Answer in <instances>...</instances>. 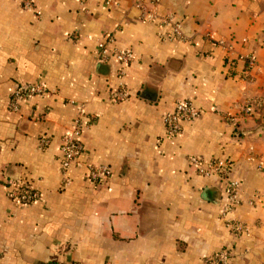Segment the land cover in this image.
I'll return each mask as SVG.
<instances>
[{
  "label": "crops",
  "instance_id": "crops-1",
  "mask_svg": "<svg viewBox=\"0 0 264 264\" xmlns=\"http://www.w3.org/2000/svg\"><path fill=\"white\" fill-rule=\"evenodd\" d=\"M36 2L41 17L0 0V264H264V0H160L158 13L183 26L184 40L173 42L140 18L136 0ZM110 37L109 50L134 53L124 76L116 60L98 58ZM22 83L49 91L10 112ZM122 85L131 98L113 102ZM183 100L199 117L169 139L163 116ZM256 100L262 107L243 116ZM72 101L93 122L63 186ZM192 157L231 163L242 203L230 218L246 234L222 219L227 177L201 176ZM100 166L111 177L89 179ZM9 179L31 183L40 200H13Z\"/></svg>",
  "mask_w": 264,
  "mask_h": 264
},
{
  "label": "built area",
  "instance_id": "built-area-1",
  "mask_svg": "<svg viewBox=\"0 0 264 264\" xmlns=\"http://www.w3.org/2000/svg\"><path fill=\"white\" fill-rule=\"evenodd\" d=\"M160 0H151L146 2L145 0H136L135 7L140 10V18L147 22H159L161 25L160 38L164 41H176L184 40L183 26L181 22L177 21L172 15H160L158 13V6ZM21 8L25 10L34 11L36 16L41 17L42 12L38 8L36 0H18ZM214 39L213 36H209ZM114 42L113 38L100 41L98 44V58L101 63H108L111 60H116L119 64L117 74L124 76L125 68L131 64L134 60V53L131 50H109V45ZM218 45L228 49L224 41H218ZM239 60L244 61L248 68L256 66V62L251 56H241ZM248 74L246 80L251 81L252 76ZM48 88L43 84L37 83H22L17 85L15 91L10 96L7 109L10 112H18L23 102L30 98L43 96L48 93ZM110 99L113 102H125L131 98L130 91L123 85L116 90L109 92ZM76 105V113L73 118L72 130L66 134L62 139L61 146V161L60 170L63 178V186L70 184L71 176L70 170L74 163H77L84 152L83 136L86 131L92 125L93 119L87 113V108L84 103L71 102ZM262 107L260 101H250L242 109L243 116L255 115V111ZM199 110L190 100H183L176 103L174 109L171 112L166 113L163 116V125L165 128V135L167 138H175L183 129L184 124L193 122L199 117ZM50 143V140L43 138L41 140V148H46ZM254 160V157H251ZM193 167L196 168L198 174L205 177H217L226 176L227 185L225 190L226 200L222 207V219L226 227L235 235L243 236L248 232V228L242 222L233 220L230 218V214L238 208L242 203V184L240 180L231 176L232 167L230 162H220L212 160L209 162L203 161L200 157H192L190 159ZM112 173L107 166H100L98 168H89L87 176L89 179L99 182L105 178L111 177ZM9 196L20 203L33 204L40 200V193L34 188V186L21 179H9L8 180ZM260 196H255L251 203L257 207L261 202ZM218 259L215 255L208 259L209 262H213Z\"/></svg>",
  "mask_w": 264,
  "mask_h": 264
},
{
  "label": "trees",
  "instance_id": "trees-1",
  "mask_svg": "<svg viewBox=\"0 0 264 264\" xmlns=\"http://www.w3.org/2000/svg\"><path fill=\"white\" fill-rule=\"evenodd\" d=\"M253 116H254V114H253ZM256 120L259 121L260 123H262V120L260 118L256 117Z\"/></svg>",
  "mask_w": 264,
  "mask_h": 264
}]
</instances>
